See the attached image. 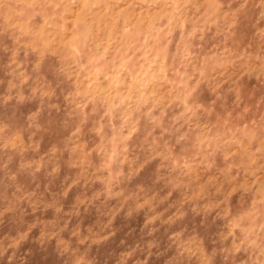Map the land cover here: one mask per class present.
I'll return each mask as SVG.
<instances>
[{
	"label": "rangeland",
	"instance_id": "obj_1",
	"mask_svg": "<svg viewBox=\"0 0 264 264\" xmlns=\"http://www.w3.org/2000/svg\"><path fill=\"white\" fill-rule=\"evenodd\" d=\"M0 264H264V0H0Z\"/></svg>",
	"mask_w": 264,
	"mask_h": 264
}]
</instances>
